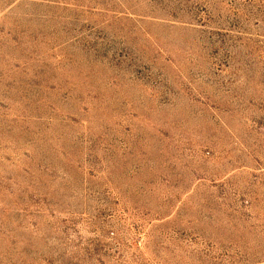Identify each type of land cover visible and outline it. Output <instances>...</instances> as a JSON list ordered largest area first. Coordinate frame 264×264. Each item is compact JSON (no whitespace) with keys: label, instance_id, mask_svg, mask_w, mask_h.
Returning a JSON list of instances; mask_svg holds the SVG:
<instances>
[{"label":"rangeland","instance_id":"1","mask_svg":"<svg viewBox=\"0 0 264 264\" xmlns=\"http://www.w3.org/2000/svg\"><path fill=\"white\" fill-rule=\"evenodd\" d=\"M0 264H264V0H0Z\"/></svg>","mask_w":264,"mask_h":264}]
</instances>
